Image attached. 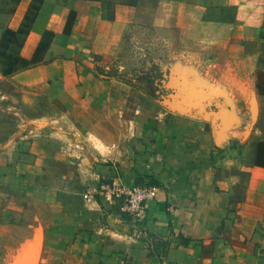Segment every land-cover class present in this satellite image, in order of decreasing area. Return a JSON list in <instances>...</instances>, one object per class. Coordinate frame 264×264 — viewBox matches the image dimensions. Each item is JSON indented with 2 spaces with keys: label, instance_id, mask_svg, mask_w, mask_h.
Instances as JSON below:
<instances>
[{
  "label": "crops",
  "instance_id": "0c3cea01",
  "mask_svg": "<svg viewBox=\"0 0 264 264\" xmlns=\"http://www.w3.org/2000/svg\"><path fill=\"white\" fill-rule=\"evenodd\" d=\"M0 264H264V0H0Z\"/></svg>",
  "mask_w": 264,
  "mask_h": 264
},
{
  "label": "built area",
  "instance_id": "2783aa9c",
  "mask_svg": "<svg viewBox=\"0 0 264 264\" xmlns=\"http://www.w3.org/2000/svg\"><path fill=\"white\" fill-rule=\"evenodd\" d=\"M86 199L104 198L107 201L121 202V209L134 221V235L138 238H148L149 230L146 227L147 204L157 195L156 186L128 184L124 181L111 179L85 188Z\"/></svg>",
  "mask_w": 264,
  "mask_h": 264
},
{
  "label": "rangeland",
  "instance_id": "374dc122",
  "mask_svg": "<svg viewBox=\"0 0 264 264\" xmlns=\"http://www.w3.org/2000/svg\"><path fill=\"white\" fill-rule=\"evenodd\" d=\"M139 57V61H129L128 63H122L115 65V72L120 76L126 78H146V81H153L152 84H147L143 88L147 91H151L158 96H164L168 89L164 86L163 77L164 70L162 64L155 61H149L148 54L142 53Z\"/></svg>",
  "mask_w": 264,
  "mask_h": 264
}]
</instances>
